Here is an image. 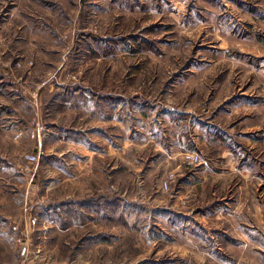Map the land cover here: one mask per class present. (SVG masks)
<instances>
[{"label": "rangeland", "instance_id": "rangeland-1", "mask_svg": "<svg viewBox=\"0 0 264 264\" xmlns=\"http://www.w3.org/2000/svg\"><path fill=\"white\" fill-rule=\"evenodd\" d=\"M24 99L0 114V264H264V0H0V107ZM75 102L102 153L82 170L36 147Z\"/></svg>", "mask_w": 264, "mask_h": 264}, {"label": "crops", "instance_id": "crops-1", "mask_svg": "<svg viewBox=\"0 0 264 264\" xmlns=\"http://www.w3.org/2000/svg\"><path fill=\"white\" fill-rule=\"evenodd\" d=\"M5 77V76H4ZM10 101V100H9ZM28 100H20L18 102L12 100L10 101L9 104H12V106H9L8 104H6L7 108H1L0 109V114L2 113V116L3 115H6L7 112L8 113H18L19 111H24V110H34L32 107H30V102H27ZM8 102V101H7ZM4 102L0 103V106H4L3 104ZM39 104V103H38ZM64 106H61L59 105V109L55 110V114H56V119L59 120V124L61 123V125H57V127L54 129L53 131V145L51 146L50 145V137H47L44 139V141H42V143L36 145L37 149L39 152L41 153H48V152H54V153H58L60 154L61 156H63L64 154H67L68 152L73 153L77 150V149H80L82 151L85 152V157L87 158L86 159V163L83 164V161L82 162H75L74 159L71 160L72 164L74 165L73 167L77 168L76 165H79L78 168L80 170L84 169H87L89 167V164H93L92 163V158L94 157V154H102L101 152H96V150H94L92 147H88L89 144L88 142H80L78 144L75 143V140L73 138V136H75L73 133L71 134L70 136V133L69 131H67V127L65 124L66 122V115H69V116H74V114L76 115V117H78L80 115V110L78 108V105L75 103H64L63 104ZM65 106H68V109H66L67 107ZM58 107V105L56 106ZM55 107V108H56ZM25 108V109H24ZM120 107L118 106L117 104V108L115 109V111H119ZM104 111L112 118V119H107V121H103V125L101 127L102 128V131L108 135V138L106 140L107 141V145L106 147L103 148V155L105 156H112L113 160H115L117 163H114L113 164V168L116 169L120 166V158L123 160V155L125 154V142L123 140L122 144L120 145L119 141H120V136H119V131H120V128L122 131H124V126L123 124L120 122V116H119V113H117V117L115 119V116L114 114H110V108H104ZM78 122V121H77ZM110 127H113L114 130H117V143L115 144V142H110L111 139H113L115 136V133L111 130ZM3 128L6 129L5 126H3ZM96 126H91L89 128H85V130L82 129V132H85L86 135H88L89 133H92L91 131H93V129H95ZM14 129H17L18 131L16 132H12V133H5V136L7 137H14L16 138L15 141H12L13 143H18V145L16 146V148H10V149H5V148H1L2 151H10V150H17L19 147V138L23 136L24 134V130L21 129V128H14ZM67 135L68 138H67ZM111 135V139L109 138V136ZM85 139L87 141H89L86 137ZM106 140H104L106 142ZM10 147L12 146H15V144H11L10 143ZM35 147V146H34ZM52 147V151H51V148ZM83 175V173L81 174Z\"/></svg>", "mask_w": 264, "mask_h": 264}, {"label": "built area", "instance_id": "built-area-1", "mask_svg": "<svg viewBox=\"0 0 264 264\" xmlns=\"http://www.w3.org/2000/svg\"><path fill=\"white\" fill-rule=\"evenodd\" d=\"M26 157L31 162H34V161L38 160V157L36 155H31L30 154V155H27ZM187 157L190 159L189 162L191 164H194V163H196L199 160V156L198 155L188 154ZM165 186H168L167 182H165Z\"/></svg>", "mask_w": 264, "mask_h": 264}]
</instances>
